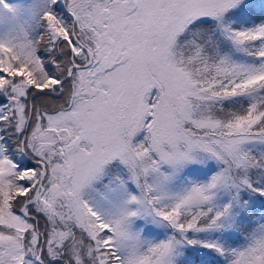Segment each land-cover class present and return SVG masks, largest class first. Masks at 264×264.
<instances>
[{
	"label": "snow or ice",
	"instance_id": "snow-or-ice-1",
	"mask_svg": "<svg viewBox=\"0 0 264 264\" xmlns=\"http://www.w3.org/2000/svg\"><path fill=\"white\" fill-rule=\"evenodd\" d=\"M0 264H264V0H0Z\"/></svg>",
	"mask_w": 264,
	"mask_h": 264
}]
</instances>
